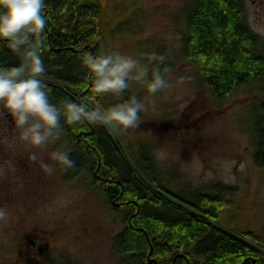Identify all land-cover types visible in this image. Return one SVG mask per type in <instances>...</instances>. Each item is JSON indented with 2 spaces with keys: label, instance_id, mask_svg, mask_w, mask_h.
I'll use <instances>...</instances> for the list:
<instances>
[{
  "label": "rangeland",
  "instance_id": "rangeland-1",
  "mask_svg": "<svg viewBox=\"0 0 264 264\" xmlns=\"http://www.w3.org/2000/svg\"><path fill=\"white\" fill-rule=\"evenodd\" d=\"M243 2L248 28L264 39V0ZM187 9L185 0H109L99 52L131 55L149 72L152 61L145 53H164L171 63L161 71L170 87L156 94L147 92L146 82L130 81L127 91L146 108L138 127L114 135L132 161L139 147H148L172 192L190 196L218 182L236 188L217 223L238 235L253 234L245 238L264 250V169L253 155V111L261 103V87L255 82L224 101L214 98L182 52ZM109 96L110 104L118 102ZM84 100L95 106L93 97ZM17 135L12 118L0 112V264H34L14 251L21 218L27 231L56 232L57 243L40 264H129L113 247L124 228L122 219L103 194L89 188L90 175L66 182L61 167L52 174L40 167L39 161L49 160L53 150L66 148L62 133L58 130L48 144L36 148L19 142ZM32 152L38 156L35 161ZM2 188L11 203H5Z\"/></svg>",
  "mask_w": 264,
  "mask_h": 264
},
{
  "label": "trees",
  "instance_id": "trees-1",
  "mask_svg": "<svg viewBox=\"0 0 264 264\" xmlns=\"http://www.w3.org/2000/svg\"><path fill=\"white\" fill-rule=\"evenodd\" d=\"M108 2L45 0L42 11L47 24L41 51L47 67L43 79L52 102H84L86 97L105 107L112 102L109 95L97 97L92 92L81 64L85 51L99 52ZM185 2L182 52L214 98L224 101L242 86L260 84L261 103L253 111V155L255 164L264 169V39L248 28L243 0ZM17 62L0 46V67ZM153 63L161 71L171 66L167 57ZM130 95L125 90L123 97L114 98L119 102ZM59 132L76 161L74 168L61 167L64 180L90 175L95 191L122 219L124 228L113 247L129 264H264V250L247 240L253 234L238 235L217 223L223 209L232 204L236 188L218 182L190 196L172 192L163 184L148 147L138 148L134 162L103 125L62 122Z\"/></svg>",
  "mask_w": 264,
  "mask_h": 264
},
{
  "label": "clouds",
  "instance_id": "clouds-1",
  "mask_svg": "<svg viewBox=\"0 0 264 264\" xmlns=\"http://www.w3.org/2000/svg\"><path fill=\"white\" fill-rule=\"evenodd\" d=\"M44 5L45 0H0V46L9 50L18 61L11 66L0 67V112L12 118L18 133L16 139L34 148L44 146L58 135L62 122L100 124L116 135L138 127L146 105L136 95L107 107L101 103L89 107L85 102L71 99L57 103L50 100L48 86L43 79L47 67L41 51L47 24L42 11ZM144 55L153 62L166 59L162 54L158 57L148 53ZM81 64L87 70L92 92L97 97H123L133 79L146 82L149 94L170 87L158 64L153 63L151 78L148 79L147 67L119 51H85L81 55ZM31 159H38L35 152L31 153ZM39 163L48 174L54 173L57 166L65 170L76 166L70 150L64 148L53 150L49 160H40ZM3 215L0 210V216Z\"/></svg>",
  "mask_w": 264,
  "mask_h": 264
},
{
  "label": "flooded vegetation",
  "instance_id": "flooded-vegetation-1",
  "mask_svg": "<svg viewBox=\"0 0 264 264\" xmlns=\"http://www.w3.org/2000/svg\"><path fill=\"white\" fill-rule=\"evenodd\" d=\"M31 161L28 159H25L23 162L27 168H30L29 164ZM90 186L89 188L92 190H95L93 186V181L90 178V181L87 182ZM1 192H3L5 195V203H11L9 202L8 196L9 192L6 193V189H1ZM16 214L19 212L18 209L14 211ZM19 214H22L19 212ZM26 221V219L21 218L18 222H20L22 230L18 231V246L17 249L14 251H17V255L21 256L20 258H24L27 262H33L34 264H40V258H45L50 253V248L54 246L57 243L56 239V232L52 230H46V229H38V228H32L33 230H26V226H22L23 223ZM30 229V228H28ZM73 238L80 239L79 236L73 235ZM53 264V263H52Z\"/></svg>",
  "mask_w": 264,
  "mask_h": 264
}]
</instances>
